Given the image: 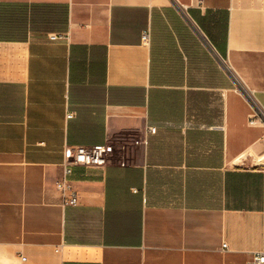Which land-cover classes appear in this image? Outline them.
<instances>
[{"label": "crops", "instance_id": "crops-1", "mask_svg": "<svg viewBox=\"0 0 264 264\" xmlns=\"http://www.w3.org/2000/svg\"><path fill=\"white\" fill-rule=\"evenodd\" d=\"M249 91L264 108V0H0V264L264 253ZM103 144L66 205V151Z\"/></svg>", "mask_w": 264, "mask_h": 264}, {"label": "built area", "instance_id": "built-area-1", "mask_svg": "<svg viewBox=\"0 0 264 264\" xmlns=\"http://www.w3.org/2000/svg\"><path fill=\"white\" fill-rule=\"evenodd\" d=\"M61 36L58 34L50 35L51 40H57ZM149 31L144 32L142 39L143 41L149 40ZM253 104V113L249 117V124L254 125L261 123L264 125V108L258 103L255 93L249 91L247 93ZM154 132V128L151 129ZM264 141V136H263ZM108 149L103 145L95 146H75L70 147L66 151L65 162L63 163V173L60 180L56 184L57 190L62 194L64 203L66 205L76 206L79 203V194L71 179L73 169L76 166L92 167V166H104L107 163ZM224 248L226 245L224 244ZM247 264H264V253H256L252 260Z\"/></svg>", "mask_w": 264, "mask_h": 264}]
</instances>
